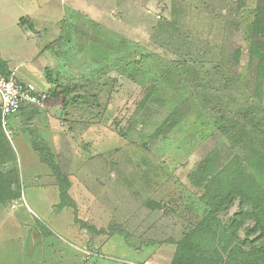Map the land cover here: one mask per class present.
Listing matches in <instances>:
<instances>
[{
  "label": "rangeland",
  "instance_id": "1",
  "mask_svg": "<svg viewBox=\"0 0 264 264\" xmlns=\"http://www.w3.org/2000/svg\"><path fill=\"white\" fill-rule=\"evenodd\" d=\"M40 1L46 13L61 1L45 58L50 101L28 129L48 168L36 177L45 194L21 208L37 189L0 167V203L29 215L43 264H64L56 252L80 261L61 241L71 234L89 249L80 264H98L93 254L115 235L107 258L167 264L168 245L212 219L226 241L238 227L225 247L251 264L264 247V64L250 56L252 44L264 56V0L21 3Z\"/></svg>",
  "mask_w": 264,
  "mask_h": 264
},
{
  "label": "crops",
  "instance_id": "2",
  "mask_svg": "<svg viewBox=\"0 0 264 264\" xmlns=\"http://www.w3.org/2000/svg\"><path fill=\"white\" fill-rule=\"evenodd\" d=\"M43 2L44 5L48 4V2ZM60 2L61 1L55 5V11H52L53 8H50L46 13L45 9L41 8V1L39 4H35V7L32 6L30 8H25L22 6L23 4L21 3V0H0V67L5 73H8L7 76L14 75L19 81L31 84L38 93H43L51 89V85L48 84L50 82L47 80V75L45 76V73L47 72V70H45V58L47 56L49 44L58 37V23L61 16L59 7ZM34 111L39 112L41 110L36 107L27 106L7 119L8 130L13 129V131L16 130V132L19 130L15 139H11V130L4 131L5 136L0 130V155L3 158L0 167L7 171L12 168H18L17 170L21 174V182L24 186L32 185V189H37L36 186H41L42 184L40 179L39 181H36V177L45 173L48 168H46L43 163L41 164L37 158L32 144L34 137H31L28 133V129L32 126L34 127L36 120V116H33V114H35ZM3 148H5V151L7 152L6 155L2 154ZM16 163L17 166L15 165ZM40 191L42 190L37 189V195L36 193H32V197L30 195L31 191L29 192V197L26 193L21 199L23 203L21 204V208L22 206L28 207V205L33 207L35 199L39 196L38 194H40L41 197H44L45 192L41 193ZM0 209V215H8L5 216L7 217L5 222L7 223L6 230H0V264H43V259L40 254V256L38 255V250H40L44 240L41 233L34 228L39 236L40 243L38 245H29L30 228L25 229L26 222H24L26 221L28 214H23L26 213V211L21 210L22 215H10L9 211H6L7 208L1 203ZM38 211L39 210H37L36 213H33L32 211L29 212L34 217H37L36 215ZM66 236L67 235L61 237L64 246H68L75 255H79L81 257L80 261L89 260L90 256H87L90 255L88 252L89 249H87L86 246H79L76 245V243H73L70 240L72 234L69 237ZM111 240H109V242L107 241L101 247V251H99L98 254H93L92 258H95L96 261L100 260L98 264H152L146 262V259H148L147 257L144 258L141 263L118 258L116 255L110 257L112 259L107 258L110 253L105 249L109 245L115 246L119 243L121 244V242L118 243L117 241L119 240L118 235L113 236ZM168 251L172 252V256L167 264H171L176 248H173L172 245H168ZM6 253H8V256L11 254L14 261H11L10 259V262L6 263L4 261ZM104 253L108 255H105ZM99 254H103L104 258L102 256L100 257ZM57 255V252L54 254L52 253V256L56 259L57 263H61V261H63L64 264L69 263V261L70 263L73 262V264L81 263L79 260L74 259V256L69 254L66 256H63L62 254ZM105 259H108L107 263L102 261ZM158 263L159 262L156 264Z\"/></svg>",
  "mask_w": 264,
  "mask_h": 264
},
{
  "label": "trees",
  "instance_id": "3",
  "mask_svg": "<svg viewBox=\"0 0 264 264\" xmlns=\"http://www.w3.org/2000/svg\"><path fill=\"white\" fill-rule=\"evenodd\" d=\"M254 24L259 26L256 21ZM255 30L259 34L262 32L261 27H255ZM250 56H257L258 67H261L264 64V56L262 55V50L259 48L258 44L251 45ZM0 74L3 77H7L8 75V73H5L1 67ZM47 80L51 82L50 74H47ZM230 200L231 199H229L228 203H230ZM233 223L234 222H232L231 226ZM218 227L220 226L217 225V222L214 221V219H212V221H202L194 231L186 236L183 243L177 245L171 264H243V259L238 258V254L242 257L248 256L250 259L251 255L248 254V252L240 253L241 251H238L235 246H229L228 249L225 247L227 246V242L231 243L233 239H237L236 232L238 227L233 228L232 233L229 234L230 238H227L229 241L220 237L221 235L218 234L220 233ZM216 243H218V245ZM223 254H227L228 257L225 263H223ZM253 257H251L253 259L251 264H264V247L257 248Z\"/></svg>",
  "mask_w": 264,
  "mask_h": 264
},
{
  "label": "built area",
  "instance_id": "4",
  "mask_svg": "<svg viewBox=\"0 0 264 264\" xmlns=\"http://www.w3.org/2000/svg\"><path fill=\"white\" fill-rule=\"evenodd\" d=\"M49 97L36 92L29 84L19 81L14 75L0 76V125L6 132L7 119L22 108L31 106L44 110Z\"/></svg>",
  "mask_w": 264,
  "mask_h": 264
},
{
  "label": "water",
  "instance_id": "5",
  "mask_svg": "<svg viewBox=\"0 0 264 264\" xmlns=\"http://www.w3.org/2000/svg\"><path fill=\"white\" fill-rule=\"evenodd\" d=\"M29 238H30V242L29 245H38L40 243V239L39 236L37 234V232L34 229H29Z\"/></svg>",
  "mask_w": 264,
  "mask_h": 264
}]
</instances>
